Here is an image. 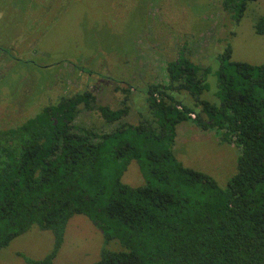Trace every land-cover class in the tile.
Here are the masks:
<instances>
[{
	"label": "trees",
	"instance_id": "1",
	"mask_svg": "<svg viewBox=\"0 0 264 264\" xmlns=\"http://www.w3.org/2000/svg\"><path fill=\"white\" fill-rule=\"evenodd\" d=\"M253 1L220 4L236 25ZM254 31L264 34V14ZM231 54L226 44L217 55L212 101L202 97L212 68L180 48L167 62V85L146 89L148 119L119 123L127 105L96 104L82 90L0 129V249L36 225L51 231L53 246L39 259L23 255L25 264H53L68 220L83 214L105 244L93 264H264V63ZM179 92L192 107L174 96ZM80 106L118 124L105 132L80 126ZM195 112L198 125L238 148L226 188L173 152L176 125ZM131 160L143 184L122 181Z\"/></svg>",
	"mask_w": 264,
	"mask_h": 264
},
{
	"label": "rangeland",
	"instance_id": "2",
	"mask_svg": "<svg viewBox=\"0 0 264 264\" xmlns=\"http://www.w3.org/2000/svg\"><path fill=\"white\" fill-rule=\"evenodd\" d=\"M0 1V129L36 114L62 94L82 90L90 91L96 104L127 105L119 123L148 119L146 89L167 85V62L180 48L194 63L212 68L210 89L202 95L211 101L217 55L226 44L232 60L264 63V34L254 31L264 0L249 2L236 25L220 0ZM174 96L193 106L185 92ZM190 117L176 125L175 156L226 188L237 170L238 148L224 141L221 131L198 125L196 112ZM76 123L100 132L118 124L105 123L98 112L82 106ZM121 179L130 186L143 184L135 160ZM104 245L100 229L85 215L74 214L53 264H93ZM52 246L51 231L32 225L0 249V264H25L23 255L39 259Z\"/></svg>",
	"mask_w": 264,
	"mask_h": 264
},
{
	"label": "flooded vegetation",
	"instance_id": "3",
	"mask_svg": "<svg viewBox=\"0 0 264 264\" xmlns=\"http://www.w3.org/2000/svg\"><path fill=\"white\" fill-rule=\"evenodd\" d=\"M0 2H1V1H0ZM77 92H78V91H77ZM63 95H70V94H62V95H60L59 97H61V96H63ZM59 97H58V98H59ZM21 122H22V121H21ZM21 122H20V123H21Z\"/></svg>",
	"mask_w": 264,
	"mask_h": 264
},
{
	"label": "built area",
	"instance_id": "4",
	"mask_svg": "<svg viewBox=\"0 0 264 264\" xmlns=\"http://www.w3.org/2000/svg\"><path fill=\"white\" fill-rule=\"evenodd\" d=\"M191 115V114H190Z\"/></svg>",
	"mask_w": 264,
	"mask_h": 264
}]
</instances>
